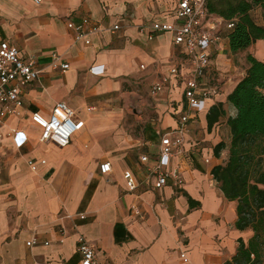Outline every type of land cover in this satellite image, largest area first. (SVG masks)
Wrapping results in <instances>:
<instances>
[{"label":"crops","instance_id":"crops-1","mask_svg":"<svg viewBox=\"0 0 264 264\" xmlns=\"http://www.w3.org/2000/svg\"><path fill=\"white\" fill-rule=\"evenodd\" d=\"M172 8L170 0H0V39L40 68L0 123V264H79L78 235L94 247L92 264H222L237 238L249 237L250 230L234 228V202L223 197L210 169L227 154L225 120L234 109L226 95L244 73L245 55L261 60L264 44L256 39L232 53L221 31L206 50L203 80L212 96L194 112L183 95L185 49L169 32L136 30L141 22H173ZM81 18L100 28L87 43L72 40ZM115 23L118 29H106ZM52 52L67 64L64 70L50 63ZM162 76V89L150 95V84ZM56 101L83 121L61 148L39 141L29 118L34 111L47 116ZM216 104L223 114L207 127L205 115ZM182 114L188 117L182 150L168 162L182 183L167 179L156 187L149 169L159 138ZM219 141L225 146L214 155ZM28 159L44 163L32 171ZM101 162L109 163L105 174L98 172ZM126 170L136 184L132 191L122 177ZM31 238L36 243L26 245Z\"/></svg>","mask_w":264,"mask_h":264},{"label":"built area","instance_id":"built-area-1","mask_svg":"<svg viewBox=\"0 0 264 264\" xmlns=\"http://www.w3.org/2000/svg\"><path fill=\"white\" fill-rule=\"evenodd\" d=\"M38 3L40 0H33ZM172 2L173 22H141L136 25L138 33L147 32H169L172 35V42L182 46L186 51V77L184 80L183 95L187 107L199 112L204 107L206 99L212 96L213 90L203 80L209 66V54L206 50L214 40L219 39L220 32L231 28L233 20H224L219 16L209 13L205 7V0H170ZM74 32L72 40L74 42L82 40L87 43L88 34L100 30L99 26L90 22L87 18H81L79 23L73 26ZM119 28L117 23L106 28L114 31ZM50 63L64 70L67 64L61 62L60 56L52 52ZM91 72L99 74L101 69L98 66L89 68ZM170 72L178 73L176 68H170ZM40 68L33 57L20 56L18 50L7 41L0 39V123L2 119L15 112V105L21 89L29 82L36 80ZM166 78L160 77L152 82L148 88L150 95H157L162 89ZM32 123L40 129L38 140L49 141L57 147H64L72 133L82 127L83 121L74 116L73 111L63 102L56 101L51 107L47 116H43L34 111L29 114ZM187 115L182 114L174 128L163 132L159 138L157 157L154 159L149 173L154 177L156 187L163 185L167 179L171 180L173 186L178 187L182 183L176 168L169 166V158L182 150L184 140L185 123ZM146 156H141L140 160L145 161ZM30 170L34 171L37 164H43L44 160L35 162L32 159L26 161ZM98 172L105 174L109 170L108 162H101L97 166ZM122 177L128 191L134 190L136 184L129 171H124ZM130 211L134 215H139V210L135 205L130 206ZM79 219L84 218L82 212L76 213ZM58 242L62 241L64 230L58 232ZM36 240L31 238L25 242L26 245L35 244ZM46 244V242H43ZM76 248L79 252V264H92L94 257V247L83 236L76 238ZM180 257L184 261L183 253Z\"/></svg>","mask_w":264,"mask_h":264},{"label":"trees","instance_id":"trees-1","mask_svg":"<svg viewBox=\"0 0 264 264\" xmlns=\"http://www.w3.org/2000/svg\"><path fill=\"white\" fill-rule=\"evenodd\" d=\"M205 7L224 20H233L231 28L223 31L230 52L256 39L264 44V0H205ZM255 8L259 21L251 14ZM244 59V73L226 95L234 109L225 120L226 158L212 166L210 174L223 197L234 202V228L248 229L250 235L246 241L237 238L234 253L222 264H264V56L258 60L247 54ZM221 114L220 104L211 106L205 115L207 127ZM224 146L217 142L213 154L218 155Z\"/></svg>","mask_w":264,"mask_h":264},{"label":"rangeland","instance_id":"rangeland-1","mask_svg":"<svg viewBox=\"0 0 264 264\" xmlns=\"http://www.w3.org/2000/svg\"><path fill=\"white\" fill-rule=\"evenodd\" d=\"M251 14H252V16L254 17V18H259V16H258V13L253 9L252 11H251ZM241 56L242 55H239V54H237L236 55V57H237V62L239 63L240 62V59H241ZM263 58V57H262ZM240 64V63H239Z\"/></svg>","mask_w":264,"mask_h":264}]
</instances>
